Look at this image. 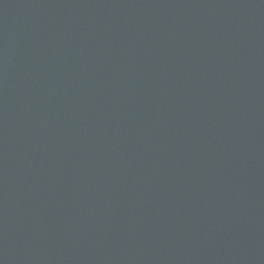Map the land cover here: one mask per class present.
I'll list each match as a JSON object with an SVG mask.
<instances>
[{
  "label": "water",
  "instance_id": "obj_1",
  "mask_svg": "<svg viewBox=\"0 0 264 264\" xmlns=\"http://www.w3.org/2000/svg\"><path fill=\"white\" fill-rule=\"evenodd\" d=\"M0 264H264V0H0Z\"/></svg>",
  "mask_w": 264,
  "mask_h": 264
}]
</instances>
